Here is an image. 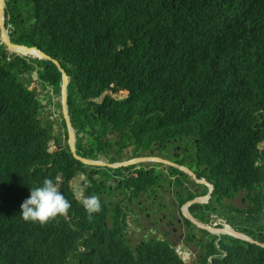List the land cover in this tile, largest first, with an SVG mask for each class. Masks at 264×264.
Segmentation results:
<instances>
[{"label": "trees", "instance_id": "obj_1", "mask_svg": "<svg viewBox=\"0 0 264 264\" xmlns=\"http://www.w3.org/2000/svg\"><path fill=\"white\" fill-rule=\"evenodd\" d=\"M14 1L17 9L9 0L5 10L15 25L10 42L60 63L80 130L112 133L119 158L127 146L137 155L148 141L191 136L219 200L264 183V0ZM60 84L53 62L8 55L0 44V264H184L157 243L132 248L117 219L104 226L101 200L89 219L72 197L65 119L58 113L55 130L42 115ZM120 91L128 96L112 95ZM45 178L71 207L45 225L25 222L21 204ZM252 228L245 232L264 244V228ZM229 239L237 244H222L226 256L214 264H264L263 247ZM207 249L204 262L216 250Z\"/></svg>", "mask_w": 264, "mask_h": 264}, {"label": "flooded vegetation", "instance_id": "obj_2", "mask_svg": "<svg viewBox=\"0 0 264 264\" xmlns=\"http://www.w3.org/2000/svg\"><path fill=\"white\" fill-rule=\"evenodd\" d=\"M11 30L15 31L13 27ZM112 95L122 99L128 93ZM69 120L72 139L68 134L66 141L74 143V152L69 149L70 154H77L88 163L80 162L83 166H79L73 162L68 167V190L76 201L82 202L89 193L99 195L107 218L104 226L112 228L113 222L109 224V221L112 216H117L121 229L119 237L132 248L146 242L157 243L172 251L184 264H214L218 255L225 253L221 243L229 241L225 237H231L224 233L226 230L231 228L251 237L245 230L254 231L252 221L258 225V234L264 228V183L254 188V202L247 197L250 192L245 189H238L232 195L224 194L219 200L213 194L216 181L209 175L210 170L198 162L197 145L190 153L186 137H180L178 141L169 139L167 143L148 141L145 153L139 154L138 150L137 155L132 153L133 147L127 146L119 158L113 145L117 143L116 137L112 133L94 130L95 134H92L89 126L82 130L76 127L70 114ZM191 140L196 144V140ZM93 159L102 160V165ZM176 171L179 174H175ZM208 185L212 187L210 194ZM197 198L203 201H194ZM119 202L126 206H115ZM189 216L204 228L191 221ZM209 243L216 244L217 249L204 262Z\"/></svg>", "mask_w": 264, "mask_h": 264}, {"label": "clouds", "instance_id": "obj_3", "mask_svg": "<svg viewBox=\"0 0 264 264\" xmlns=\"http://www.w3.org/2000/svg\"><path fill=\"white\" fill-rule=\"evenodd\" d=\"M2 1L5 4L4 12H3L4 28L6 30L8 39L10 41L9 34L13 35L11 27H13L15 30V25L10 23V21L8 22L10 17L5 13L6 2H9V0H2ZM6 23H7V25H5ZM28 23H30V22H25L24 24L26 27L29 28L30 26H32V23H30L29 26H28ZM1 44H3V42ZM12 44H14V43H12ZM14 45H17V44H14ZM12 54H16V55H19L21 57H25V56H22L18 53H12ZM26 58H28V57H26ZM38 60H41V59H38ZM60 91H61V86H60ZM120 92L128 93L126 91H120ZM55 98H57V101L58 100L60 101V105H61L62 98H61L60 92H59V94L55 95ZM66 104H67V99H66ZM60 110H61V107H60ZM68 115H69V112H68ZM52 123L55 126L54 122H52ZM66 142H67V148H68L69 156H71L70 151L74 152V149L72 150L70 143H68V139ZM53 143L54 142L52 141V143L50 145L52 146ZM54 146H58V145H54ZM69 146H70V148H69ZM69 149H70V151H69ZM56 151H58V148L57 149H51V147H50L48 149V152H51V153L56 152ZM73 155L75 156L77 161L81 162L80 158H82V157H80L79 155L74 154V153H73ZM82 159H84V158H82ZM85 160L86 159H84V161ZM93 160L95 162H97L98 164L102 165V160H100V159H93ZM81 163H83V162H81ZM81 163H79L78 165L83 166ZM83 164H87V163H83ZM58 179L59 180L61 179V175L58 176ZM59 189H60V187H59L58 183H55L52 179H49V178H45L43 180L42 185L31 187L29 198L25 199L23 201V203L21 204L20 215H21L22 219L25 222L39 223L40 225H45V224H48L51 221L55 220L58 216L66 215L68 213V210L71 207V205H70V202L65 198L64 194H62ZM78 202L80 204L83 203V206H84L86 212L88 213L89 219L93 218L94 213H98L101 211L100 199L98 196H96L94 194L85 198L83 202L82 201H78ZM250 238L253 239L252 237H250ZM255 241H257V240H255ZM80 250L82 251L83 248H81Z\"/></svg>", "mask_w": 264, "mask_h": 264}, {"label": "water", "instance_id": "obj_4", "mask_svg": "<svg viewBox=\"0 0 264 264\" xmlns=\"http://www.w3.org/2000/svg\"><path fill=\"white\" fill-rule=\"evenodd\" d=\"M4 7H5V4L3 3L2 0H0V38L2 39V42L3 44L5 45L6 47V50L8 52V54H12V53H18L22 56H25V57H28V58H33V59H45V60H49L51 62H53L56 67L60 70L61 72V91H60V95H61V98H62V103H61V112H62V115L65 119V123L67 125V132L69 134V136L71 137L72 139V130H71V126H70V121H69V115H68V110H67V104H66V99H67V85H68V82H69V77L67 76V74L65 73V71L61 68V65L60 63L55 60V59H52L50 56L46 55L45 53L41 52L40 50H38L37 48L35 47H26V46H21V45H14L12 44L9 39H8V36H7V33H6V30L4 28V17H3V12H4ZM21 48L23 50H25L27 53L26 54H22L20 51H17L16 49L14 48ZM70 145L72 147V150L74 149V144L72 142V140H70ZM144 159V158H142ZM81 162L83 163H88V161H84V159L80 158ZM139 162L143 161V160H138ZM137 162V160H136ZM201 183L203 184H207L206 182L202 181ZM209 194L212 192V187L209 186ZM194 201H203L202 199H195ZM191 221H193L195 224L201 226L202 228H204L203 225H201L200 223L196 222L193 220L192 217H188ZM224 233H227L229 234L231 237L233 238H236V239H240V240H243V241H246L248 243H252V244H256L258 246H261L264 248V244H261L259 243L258 241H255L253 239H251L250 237L238 232L237 230H234V229H231L229 228L228 230H226Z\"/></svg>", "mask_w": 264, "mask_h": 264}, {"label": "rangeland", "instance_id": "obj_5", "mask_svg": "<svg viewBox=\"0 0 264 264\" xmlns=\"http://www.w3.org/2000/svg\"><path fill=\"white\" fill-rule=\"evenodd\" d=\"M10 6H9V3L8 2H6V8L8 7V8H10V9H13V10H15V9H17L16 8V5H15V3L14 2H10ZM2 43V39L0 38V44ZM5 49H6V47H5ZM7 51V50H6ZM33 81L34 80H32V82H31V87H35V89H36V94H37V98H39V99H41L42 98V95L44 94V92H42L41 91V88L38 86V85H35V84H33ZM51 98H52V100H51ZM51 98H48V100H45V101H43L42 102V106H44L43 107V111H42V115L44 116V117H46V116H48L49 117V119H51V120H55V119H57V121H58V123H57V125H55L54 126V129L55 130H57V129H59V127H58V124H59V116H58V103L56 102L57 101V98H55V97H51ZM184 137H186V139H187V147H188V149H189V151H190V153L191 152H194V148L196 147V144H195V142H193V140H189L188 139V136H184V135H182V138H184ZM189 137H191V136H189ZM168 140L169 139H167L166 140V143L168 142ZM179 140H181V138L179 137ZM168 145V144H167ZM168 147H170L169 145H168ZM51 149H57V146H54V144H52V146H51ZM73 162H76L77 164H79L80 162L79 161H77L76 160V158H75V156L73 155V156H69L68 158H67V164H68V167L73 163ZM183 162V161H182ZM179 174V172L178 171H176L175 172V174ZM188 176H186V178H187ZM208 190H209V188H208ZM180 193H183V190H181L180 191ZM99 196V195H98ZM237 196V194L235 195V197ZM247 197H249V198H251V200L254 202L255 201V199L254 198H256V194H254V191H251L250 192V194L247 196ZM124 199V196L122 197V199H121V201ZM237 205H238V203H236ZM115 206H126V205H122V203L121 202H119L117 205H115ZM236 208V207H235ZM257 212H258V210H257ZM118 217L117 216H114L113 217V219H111V221H109V224H111L112 222H115L116 221V219H117ZM257 225V224H256ZM225 239L226 240H229V241H227L226 243H221V244H228V245H230V246H235L237 243L235 242H233L232 240H230L229 239V237H225ZM243 241V240H242ZM233 242V243H232ZM246 242V241H245ZM252 244V243H251ZM208 247L209 248H211V247H214V248H216L217 249V247H216V244H208ZM226 256V254L225 253H221V254H219L218 255V258H221V259H223L224 257Z\"/></svg>", "mask_w": 264, "mask_h": 264}, {"label": "bare ground", "instance_id": "obj_6", "mask_svg": "<svg viewBox=\"0 0 264 264\" xmlns=\"http://www.w3.org/2000/svg\"><path fill=\"white\" fill-rule=\"evenodd\" d=\"M14 49H16L17 51H20L22 54H26L27 52L25 51V50H23V49H21V48H14Z\"/></svg>", "mask_w": 264, "mask_h": 264}]
</instances>
